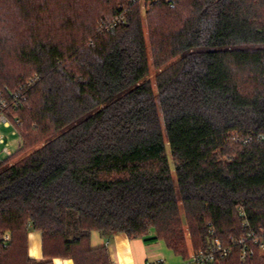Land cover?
Segmentation results:
<instances>
[{
	"label": "trees",
	"instance_id": "16d2710c",
	"mask_svg": "<svg viewBox=\"0 0 264 264\" xmlns=\"http://www.w3.org/2000/svg\"><path fill=\"white\" fill-rule=\"evenodd\" d=\"M173 1L144 23L127 0H0L27 20L15 53H0L21 136L0 160V264H112L93 232L162 240L187 259L181 206L192 252L209 246L211 226L224 244L245 233L241 208L264 225V0ZM107 6L126 20L95 25ZM147 39L156 66L177 58L156 88ZM30 231L48 260L29 257ZM219 264L264 257L242 263L234 246Z\"/></svg>",
	"mask_w": 264,
	"mask_h": 264
},
{
	"label": "built area",
	"instance_id": "2783aa9c",
	"mask_svg": "<svg viewBox=\"0 0 264 264\" xmlns=\"http://www.w3.org/2000/svg\"><path fill=\"white\" fill-rule=\"evenodd\" d=\"M127 2L137 4L140 9L143 8L144 11L150 10L154 5L161 2L168 4L170 7L174 5L173 0H127ZM125 20L126 11L121 10L116 16H114L111 21L105 24V27H115ZM10 106L11 104L7 95L2 89H0V125L6 127H10L13 125L6 114V110ZM14 128L15 130L13 131V134H16L18 136V149L21 144V136L17 128L15 126ZM249 140L250 138L246 139L244 142H248ZM1 145V152L6 155V157L12 156L13 152H10L9 150V143L2 135H0V146ZM240 215L243 216L242 225L246 228L245 233L233 236L228 244H224L216 235L214 227L211 226L209 229V246L205 250L191 252L186 259V262L182 264H219L230 254L234 246H237L240 249V260L242 263L253 259L256 255L264 257V225H252L247 218L245 210H243L242 208L240 210ZM10 239V233H4V235L2 236L3 245L6 246ZM147 264H166V262L161 259L155 262H149Z\"/></svg>",
	"mask_w": 264,
	"mask_h": 264
},
{
	"label": "rangeland",
	"instance_id": "374dc122",
	"mask_svg": "<svg viewBox=\"0 0 264 264\" xmlns=\"http://www.w3.org/2000/svg\"><path fill=\"white\" fill-rule=\"evenodd\" d=\"M107 8H108V6L106 7L105 10H103L101 15L96 16L95 25L99 24V26H100V25L104 24V21L107 22L106 19H109V20L112 19V17L106 16L108 14ZM109 10H110V7H109ZM147 11H144L143 8L140 9L144 23H146L147 19H148ZM6 12H8L9 14H6ZM2 16L5 18V20L3 22H0V53H3V51H4L6 53L8 52V53L14 54L15 50L18 48L17 41L21 40V39H19V38L17 39L15 37L16 36V34H15L16 29L15 28L18 29L19 22L21 24H24L27 20L22 19V17L20 16L19 9L13 3H6L2 6H0V17H2ZM43 19H44V21L48 20V19H46V17ZM50 23L54 24L55 26H59L61 21L56 19L54 21H49L48 24H50ZM19 26H20V24H19ZM57 33H58V36L60 38L65 37L64 31H59V32L57 31ZM146 36H147V34H146ZM11 38H14L17 40L15 41L12 39L13 40L12 41ZM147 46H148L149 64H150L148 79L152 83L153 88H156V84H155L156 75L161 70H163L165 67L174 63L177 60V58L170 59L167 62H165L164 64H162L160 66H156V64L154 62V58L152 56V51H151V47L149 44V39H147ZM31 76H33V75H31ZM26 79H29V77H26L25 80ZM14 115H16V114H14ZM10 121L13 122L12 120H10ZM14 125L16 126V128L18 130H20L17 124L14 123ZM14 130H15V128L13 125L10 127L0 125V135L4 136L5 140L9 143L10 152L16 151L17 146H18V136L16 134H13ZM41 144L42 143H39L37 146H40ZM1 148H2V145L0 146V160H3V159H6V155H4L1 152ZM25 155H26L25 153L19 152L18 155L14 156L12 159H10V161H11V163H14V162L20 160ZM167 155H168V158L170 161L173 176H175L174 160L172 158V154H171V151L169 149V145L167 147ZM181 214H182L183 224H184L185 233H186L187 251L190 254L193 251V246L191 243V236H190L189 229H188L187 219L184 215L182 206H181ZM171 256H172V258L175 259L174 264H182V263L186 262V259L182 256L177 255V257H176L175 255H172V253H171Z\"/></svg>",
	"mask_w": 264,
	"mask_h": 264
},
{
	"label": "crops",
	"instance_id": "0c3cea01",
	"mask_svg": "<svg viewBox=\"0 0 264 264\" xmlns=\"http://www.w3.org/2000/svg\"><path fill=\"white\" fill-rule=\"evenodd\" d=\"M91 243L94 247L106 246L112 264H147L161 259L166 264H174L175 262L171 253L172 255L175 254L162 240L146 242L143 238H129L123 233L104 236L99 232H93ZM27 252L30 258L38 261L48 260L43 254L41 232H29ZM175 256L177 257V255ZM50 264H74V261L72 258L54 257Z\"/></svg>",
	"mask_w": 264,
	"mask_h": 264
}]
</instances>
